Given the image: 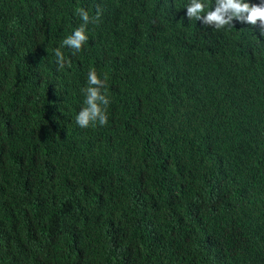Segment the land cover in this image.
Instances as JSON below:
<instances>
[{
    "label": "trees",
    "instance_id": "trees-1",
    "mask_svg": "<svg viewBox=\"0 0 264 264\" xmlns=\"http://www.w3.org/2000/svg\"><path fill=\"white\" fill-rule=\"evenodd\" d=\"M187 3L0 0V264H264V36Z\"/></svg>",
    "mask_w": 264,
    "mask_h": 264
},
{
    "label": "clouds",
    "instance_id": "clouds-1",
    "mask_svg": "<svg viewBox=\"0 0 264 264\" xmlns=\"http://www.w3.org/2000/svg\"><path fill=\"white\" fill-rule=\"evenodd\" d=\"M150 11H156L154 2L149 1ZM185 15L190 20H198L206 28L217 31L232 27L234 23H241L256 27L264 36V0H188L184 6ZM81 24L70 35L64 38L62 47L72 50L75 55L81 52L83 46L89 41L87 25L99 21L101 11L96 9L95 16L89 15L84 8L77 10ZM56 65L58 70H63L68 64L60 48L55 49ZM87 86L81 89L84 96L83 106L76 114L77 126L87 128L89 126H104L108 123V107L110 97L105 90V79L97 74L94 68L87 73ZM150 205L146 208H151ZM143 223V221H140ZM149 225V224H148ZM15 259L7 260L3 264H13Z\"/></svg>",
    "mask_w": 264,
    "mask_h": 264
}]
</instances>
